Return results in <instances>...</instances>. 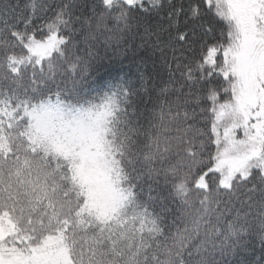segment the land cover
I'll return each instance as SVG.
<instances>
[{
  "label": "snow or ice",
  "instance_id": "obj_1",
  "mask_svg": "<svg viewBox=\"0 0 264 264\" xmlns=\"http://www.w3.org/2000/svg\"><path fill=\"white\" fill-rule=\"evenodd\" d=\"M0 264H264V0H0Z\"/></svg>",
  "mask_w": 264,
  "mask_h": 264
}]
</instances>
